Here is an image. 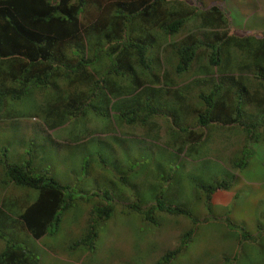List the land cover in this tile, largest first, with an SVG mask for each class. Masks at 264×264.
Wrapping results in <instances>:
<instances>
[{
	"label": "trees",
	"instance_id": "obj_1",
	"mask_svg": "<svg viewBox=\"0 0 264 264\" xmlns=\"http://www.w3.org/2000/svg\"><path fill=\"white\" fill-rule=\"evenodd\" d=\"M190 1L185 5L169 0H0V63L8 62L7 69L12 76L0 78V108L6 99L17 101L27 96L31 89L54 88L56 79L72 80L87 83L88 101L54 91L49 114L70 117L75 122L92 118L101 128L102 124L109 126V117L113 119L101 101L118 92L116 83L109 78L127 79L136 94L125 104L117 105L114 117L120 125L127 126L123 130L125 133L119 134L122 141L131 143L130 148L138 150V140H143L136 130L151 128L153 117L168 113L171 116L168 120L172 122L168 134L178 137L179 143L181 140L185 155L196 154L198 148L195 147L204 146L214 129H223L233 133L242 142L237 143L243 146L238 155L232 157L231 169L245 170L255 156L260 159L254 146L264 147V34L258 38L251 34L245 37L230 35L227 29L231 21L225 16L226 8L223 9L222 4L203 7L197 0ZM188 23L195 32L189 31L191 34L178 45L177 59H173L174 71L178 79L193 67L196 72L183 85L166 84L164 76L165 86H158L160 78L154 71L164 60L153 52L155 30L171 39ZM197 30L206 33L198 38ZM171 59L168 57L166 62ZM113 108L114 103L110 102L109 109ZM108 131L114 134L113 130ZM109 132L102 133L112 137ZM3 153L6 154L4 148ZM93 154L99 155L102 164L106 163L101 152ZM261 159L253 161L264 172V154ZM178 167L181 163L171 165L158 177L160 183L174 191L172 197L179 195ZM4 170L14 184L38 193L37 200L25 206L20 215L30 237L38 241L55 234L62 214L72 206V199L77 198L72 189L47 174L35 176L30 170V161L21 167L4 166ZM220 175L206 180L192 176L189 180L200 193L199 197L209 202L215 192L230 189L237 178L235 172ZM162 195H158L147 210L138 203L128 208L144 216L152 225L157 224L156 211L186 216L198 222L192 219L189 209L174 204L171 198L168 200L167 193ZM103 196L113 200L108 190ZM113 206L109 203L95 208L92 217L97 214L100 220L109 219ZM97 226L93 222L90 231L75 243L76 246L92 249ZM176 254L178 250L167 253L157 264H169ZM236 257L239 262L242 255L239 253ZM0 264L39 262L25 246L7 242L0 253Z\"/></svg>",
	"mask_w": 264,
	"mask_h": 264
},
{
	"label": "rangeland",
	"instance_id": "obj_2",
	"mask_svg": "<svg viewBox=\"0 0 264 264\" xmlns=\"http://www.w3.org/2000/svg\"><path fill=\"white\" fill-rule=\"evenodd\" d=\"M169 1L185 5L192 2ZM197 1L203 7L222 4L223 9L226 8L225 16L231 21L227 29L230 35L245 37L251 34L258 38L264 34V0ZM189 31L195 32L190 23L169 39L155 30L153 52L164 60L154 71L160 78L158 86H165L164 76L166 84L183 85L196 72L193 67L178 79L174 71L176 49L191 34ZM204 33V30L198 31V38ZM168 57L172 59L166 62ZM7 64V61L0 63V78L12 77ZM113 78L109 79L116 83L118 92L101 101L113 119L109 117V126L102 124L101 128L92 118L75 122L70 117L62 118L54 113L56 119L49 114L54 91L79 96L86 102L89 97L86 95L87 83L56 79L54 88L31 89L27 96L17 101L6 99L3 102L0 108V253L7 242H14L30 250L39 264H157L167 253L177 250L178 254L169 264H264V172L253 161L262 160L264 147H252L260 154V159L255 156L245 170L234 171L230 163L243 147L237 142H242L233 133L216 128L204 146L195 147L198 152L189 157L181 147V140L179 143L178 137L168 134L172 122L167 113L153 117L151 128L146 126V129L135 131L143 140H138V150H133L131 143L121 140L119 132L124 134L126 125H120L114 114L117 105L125 104L130 97L133 99L136 92L127 79ZM110 102L114 103L112 110L109 109ZM47 116L53 121L50 122ZM104 130H113L114 134L109 132L112 137H108L102 133ZM99 152L105 164L99 161L98 154H93ZM27 161H30V170L35 176L47 174L69 186L77 197L62 214L57 232L38 241L30 237L20 219L25 206L32 205L38 193L14 184L4 170V166L21 167ZM178 163H181V167L176 168L179 195L172 197L174 191L160 183L158 177ZM222 172H235V183L227 191L215 192L206 202L192 187L190 177L206 180L213 175L222 176ZM105 190L111 193L113 200L104 199ZM164 193L174 204L189 209L192 219L198 222L194 223L186 216L156 211L157 224L152 225L144 216L128 208L138 203L147 210L156 197ZM109 203L114 205L109 219L100 220L97 214L92 217L95 208ZM93 222L98 226L92 249L76 246L75 243L90 231ZM229 222L238 227L234 228ZM239 253L242 258L238 262L236 254Z\"/></svg>",
	"mask_w": 264,
	"mask_h": 264
}]
</instances>
